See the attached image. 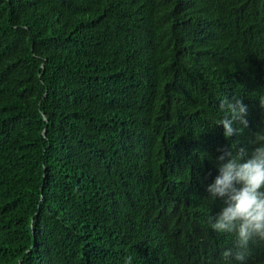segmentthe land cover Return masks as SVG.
<instances>
[{
    "label": "trees",
    "instance_id": "16d2710c",
    "mask_svg": "<svg viewBox=\"0 0 264 264\" xmlns=\"http://www.w3.org/2000/svg\"><path fill=\"white\" fill-rule=\"evenodd\" d=\"M262 96L264 0H0V264H264L206 190Z\"/></svg>",
    "mask_w": 264,
    "mask_h": 264
},
{
    "label": "clouds",
    "instance_id": "9594fccd",
    "mask_svg": "<svg viewBox=\"0 0 264 264\" xmlns=\"http://www.w3.org/2000/svg\"><path fill=\"white\" fill-rule=\"evenodd\" d=\"M264 107V96L260 97ZM219 109L224 115L214 121L222 126L225 138L241 134L248 127L247 106L239 99L221 98ZM238 122L242 127H234ZM255 146L250 154L246 148L236 149L232 145L217 157L219 175L207 186V192L216 200L221 199L223 206L209 218L213 230L219 233H232L236 236V251L225 250L222 256L230 262L234 257L244 261L250 241H264V132H258L251 141ZM125 264H131L129 257Z\"/></svg>",
    "mask_w": 264,
    "mask_h": 264
}]
</instances>
